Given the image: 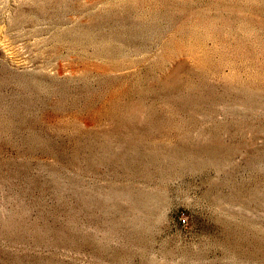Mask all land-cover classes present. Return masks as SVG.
<instances>
[{
  "label": "rangeland",
  "instance_id": "rangeland-1",
  "mask_svg": "<svg viewBox=\"0 0 264 264\" xmlns=\"http://www.w3.org/2000/svg\"><path fill=\"white\" fill-rule=\"evenodd\" d=\"M0 264H264V0H0Z\"/></svg>",
  "mask_w": 264,
  "mask_h": 264
}]
</instances>
